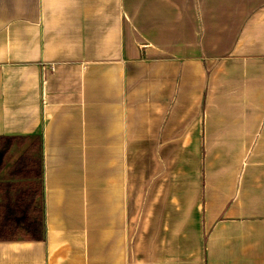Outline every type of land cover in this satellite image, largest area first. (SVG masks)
Returning <instances> with one entry per match:
<instances>
[{
    "label": "crops",
    "instance_id": "0c3cea01",
    "mask_svg": "<svg viewBox=\"0 0 264 264\" xmlns=\"http://www.w3.org/2000/svg\"><path fill=\"white\" fill-rule=\"evenodd\" d=\"M0 138L47 226L0 264H264V0H0Z\"/></svg>",
    "mask_w": 264,
    "mask_h": 264
},
{
    "label": "trees",
    "instance_id": "16d2710c",
    "mask_svg": "<svg viewBox=\"0 0 264 264\" xmlns=\"http://www.w3.org/2000/svg\"><path fill=\"white\" fill-rule=\"evenodd\" d=\"M31 145L13 161L11 150ZM13 161V162H12ZM0 242L47 238L44 165L40 138H0Z\"/></svg>",
    "mask_w": 264,
    "mask_h": 264
},
{
    "label": "rangeland",
    "instance_id": "374dc122",
    "mask_svg": "<svg viewBox=\"0 0 264 264\" xmlns=\"http://www.w3.org/2000/svg\"><path fill=\"white\" fill-rule=\"evenodd\" d=\"M24 146H25V145L23 144L21 147H19V151L17 152V155L23 153V151L25 150V149H24Z\"/></svg>",
    "mask_w": 264,
    "mask_h": 264
}]
</instances>
